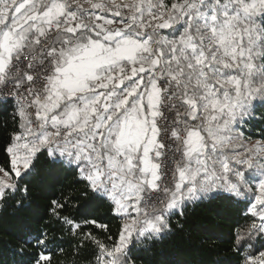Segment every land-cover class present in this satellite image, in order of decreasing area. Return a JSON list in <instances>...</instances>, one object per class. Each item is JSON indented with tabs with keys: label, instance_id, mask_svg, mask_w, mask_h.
<instances>
[{
	"label": "snow or ice",
	"instance_id": "snow-or-ice-1",
	"mask_svg": "<svg viewBox=\"0 0 264 264\" xmlns=\"http://www.w3.org/2000/svg\"><path fill=\"white\" fill-rule=\"evenodd\" d=\"M6 216L0 264H264V0H0Z\"/></svg>",
	"mask_w": 264,
	"mask_h": 264
},
{
	"label": "trees",
	"instance_id": "trees-1",
	"mask_svg": "<svg viewBox=\"0 0 264 264\" xmlns=\"http://www.w3.org/2000/svg\"><path fill=\"white\" fill-rule=\"evenodd\" d=\"M71 184V178L68 181ZM11 230L10 217H5L4 226L0 228V257L11 259L9 246L14 245L11 235L7 234ZM199 235H193L191 241L187 237H175L167 242V246L163 249L165 257L169 264H183V262L191 261L195 256V249L190 245H198ZM157 251H160L158 249ZM66 260L67 257H64Z\"/></svg>",
	"mask_w": 264,
	"mask_h": 264
}]
</instances>
